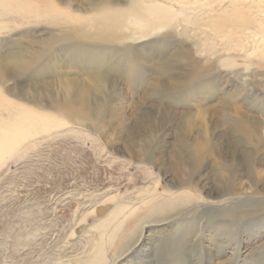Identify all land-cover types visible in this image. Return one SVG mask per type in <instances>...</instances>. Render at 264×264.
I'll return each instance as SVG.
<instances>
[{"label": "rangeland", "instance_id": "obj_1", "mask_svg": "<svg viewBox=\"0 0 264 264\" xmlns=\"http://www.w3.org/2000/svg\"><path fill=\"white\" fill-rule=\"evenodd\" d=\"M155 1L170 7L176 15L174 35L168 29L153 31L133 42L96 45L95 54L105 52L99 46L105 47L113 65L107 70L123 66L125 71L128 61L137 62L135 46L148 61L150 53V57L159 55L164 69L167 61L178 62L180 53L189 52L200 60V73L191 91H182L162 104L153 91L149 92L154 70L139 64V76L132 88L124 81L115 93L105 89L103 99L100 93V100L92 101L98 116L81 122L55 117L51 107L44 109L51 114L48 119L23 118L18 104L32 106L24 95H28L31 78L41 82L36 75L8 83L21 85L19 95L5 92V83H0V138L6 133L4 129L10 130L11 138L10 147L0 153V264H137L140 260L150 264L151 258L156 262L157 251L148 249L146 236L167 222H155L151 215L148 218L150 209L144 207L148 198L135 197L137 191L155 182L173 192L167 198L183 195L191 200V208L208 206L212 224L207 230L209 236H222L227 225L223 216L232 209L250 213L243 223L248 234L240 229L241 221L233 223L227 231L233 234L231 241H225L223 251L214 256L229 258L228 264H256L264 259V202L242 190L218 194L214 188L218 181L216 154L203 160L190 186L171 188L173 158L180 157L178 136L185 120L192 119L193 135H205L217 151L221 144L213 143L214 138L231 139L228 128L220 124L224 119L246 120L252 125L250 132L263 135L264 128L253 126L252 118L264 125V63H258L264 58V0ZM52 4L49 0H0V57L17 59L18 53L38 63L46 60L53 48L52 57L61 73L43 77L47 81L65 76L80 79L84 59L70 61L60 45L48 43L42 47L39 41L60 32L51 19L55 8L73 11L81 6L82 10H74L78 15L93 11L86 0H54ZM218 18L222 26L216 31L213 25L218 24ZM7 51L11 54L6 55ZM34 53L42 60H37ZM2 96L15 104L8 108ZM12 122L18 126H11ZM17 132L18 137L14 135ZM132 136L135 140L151 139L146 153L141 151L142 141L127 146L126 140ZM259 152L264 161V144ZM254 169L264 174V162ZM244 170L239 175L243 189L256 176ZM155 195L165 196L161 188ZM257 210L263 211L252 216ZM204 222L205 218L197 223L198 235L208 228ZM179 234L176 231L172 235L173 244ZM209 251L215 254L220 249L212 245ZM189 259V264H206L205 248L195 244Z\"/></svg>", "mask_w": 264, "mask_h": 264}, {"label": "bare ground", "instance_id": "obj_2", "mask_svg": "<svg viewBox=\"0 0 264 264\" xmlns=\"http://www.w3.org/2000/svg\"><path fill=\"white\" fill-rule=\"evenodd\" d=\"M49 1L51 5H53L52 3H54V0ZM122 1H124V4H121V0H86L87 6L90 7L93 12L85 15H78L75 13L76 10L83 9L81 6H78L77 9H74L75 11H62L61 9L57 8L53 10L54 12L52 13L51 19L55 22L54 25H56L55 27H57L56 29L60 31V34L56 33L54 34V37H51L52 35H50L42 41H39V43L42 47L48 46V43L60 45L64 52H66L65 54H69L70 61L74 62L76 60L80 61L81 59H84V66L80 68V75L82 76L80 79L74 78L77 76L66 77L64 75V78H57L54 81H47L43 77V75L47 73H50L55 77L61 70H58L57 67L59 66L56 65V62L52 57L54 52L53 48H50L49 52L51 55L46 60H42L38 53H34L37 60H42L38 63L36 59L34 61L27 60L18 53L17 59H12L10 56L6 57L5 59L0 57V83H5V92L19 95V89H21V85H13V83L12 86H9L8 83L11 81L17 82V79L29 80L32 77V74L38 76L37 78L39 81H41L39 83L37 81H33L31 78L30 83L27 84L28 95L24 96L29 98L32 106L26 107L24 105L18 104V107L21 110L20 114L23 116V118L25 117L31 119L35 116H40L43 120L48 119L50 118L49 116H51V114L46 113L44 109L46 107H51L55 117L64 118L65 120H81V122L82 120L91 121L93 119L92 117H95V114L98 116V110L95 109L96 106L95 104L93 105L92 101L98 100V94L100 95V93L103 94L100 96V99H103L105 89H109V91L114 90L113 92L115 93L117 87L121 84V82L124 81L126 86L132 88L133 80L139 76V69L136 67L139 64H144L154 70L155 76L151 82L149 88L151 90L149 92L153 91L154 94H151L155 95V97H157L158 100L162 102V104L167 101H172L182 91H191V87H193L191 86L192 82L200 73L197 68L200 64V60L193 57L189 52L180 53V60L178 62L171 60L167 61L168 67L164 69L159 55H153L155 57H150V53L148 56L150 59L148 61L147 58L141 55L135 46L134 49L136 51L137 59L136 64L134 62L128 61L125 71H122L123 66L122 68L120 67L121 69L112 67L111 71L107 70L108 66H113L111 64L112 62H110L111 56L109 50L105 49V47L99 46L98 48L105 50V52L103 51L102 53L96 55V45H112V43L122 44L125 43V41L133 42L141 39L153 31L155 32L163 29H168L171 31L170 34L174 35V32L172 31L174 30L175 26L174 19L176 15L171 11L170 7L163 6L160 3H157L155 0ZM53 7L54 6H52V8ZM219 19L220 18L216 20L218 24L213 25L215 28L213 30H220L219 28H221L222 23L219 22ZM29 48L31 49L30 45ZM8 51L5 52L6 55L11 54V52ZM178 57L179 56L176 55V58ZM258 61L259 64H263L264 58L261 57L258 59ZM62 63H67L68 65L70 62L64 61ZM181 64H184L185 67H180ZM173 65L175 66L170 67ZM30 69L31 74L28 73ZM96 70L97 72H95ZM149 92L147 91L146 94ZM193 92L194 90L192 93ZM1 100L2 103H5L8 108H11L15 104L11 99H7L3 96L1 97ZM46 101L49 103L47 104ZM201 117L203 118V116ZM252 120L253 126L262 128L263 130L264 125L260 120L253 118ZM190 121L187 122L185 120L183 122L181 131L182 134L178 136V144L180 145L179 150L177 151L179 152L180 157H182L173 158L174 161L172 165V174H174V180L172 181L171 188L180 187L182 184H191L192 180L196 177L198 171L197 169L203 165V160L205 158L212 157L213 154H216L217 161H219L220 164L215 166V169H217L218 173V181H215L214 188L217 193H223L224 195L242 190V192L246 191L248 193L258 195L257 197L261 198L264 202V174L254 169L257 164L264 162L262 161L263 157L260 158V155L262 154L259 152V147L263 146L264 144V131L262 133L263 135H259L256 133V131L252 133L248 129L252 125L250 124L249 126L246 123V120L232 118L224 119L220 122V124L228 128L229 133H231V139L228 137L230 140H226L225 137L221 139L220 137L214 138L213 136V143H216L217 141V144H221V149L217 151L212 148L214 145L210 146L207 143V141L204 139L205 135H193L192 123ZM13 123L14 122H12L11 126ZM16 123L17 122L14 124ZM9 131V129H4V132L6 133H3V137L0 138V153L5 148L10 147L11 143H9V141L11 138ZM11 131L14 132L13 130ZM19 131L20 130H18V132ZM18 132L14 134L17 137L20 135ZM14 135H12V137H14ZM137 141H142L143 146L141 151L146 153L147 146L150 144L151 139L141 140L140 138L139 140H135V138L132 136L127 138V146H134ZM128 152L131 154L130 151ZM184 152H186V154ZM244 169H247L249 171L248 173L255 172L256 174L255 179L249 180V183L247 182V187H245V189L242 188L245 186L244 183L241 182L242 180L239 181V175L245 172ZM158 184L159 182H155L153 186L140 190V192L137 191L138 195L135 196L138 199L143 197L148 198V201L144 205L147 210L150 209L149 215H147L148 218L151 215L153 217L150 219L154 220L155 222H162L165 220L167 222L165 223L166 226H161V228L158 229H152L150 232L152 234L150 236H146L148 237L150 244L148 249H150L152 252L155 250L157 251L155 253L157 258L156 262L153 261V258H151V260L148 262H150V264H189V256L193 251V246L198 244L200 247L205 248V255L207 258L206 264H228L229 258L215 257L214 255L219 256L220 252L223 251V248L225 247L226 243L224 242L231 241L230 237L233 234L227 231L233 223L240 224L241 221L240 229L242 232H246L248 234L249 230L246 229V226H244L243 223L250 213H240L235 209H232L223 216V219L226 221L227 225H224L225 230L222 232V236H217L215 233L213 235L211 234L212 236H209L210 234L207 233V230L212 224H210L211 217L209 215L208 206H205L204 204H197L195 207L191 208V200L183 195H177L178 197L174 196L177 198H173L171 196L167 198L168 193L172 194L173 192H170V189H166L165 185L159 186ZM159 188H161L166 197L155 195ZM125 199H127V197ZM133 200L131 197L130 201L132 202ZM122 210L119 211V213H122ZM262 211L263 210H257V212L251 214L252 216L257 217L260 215L259 212ZM135 215L138 216L139 213ZM242 215H244V217H242ZM203 218H205V222L203 224L204 226H208V228L206 227L204 232L198 235L197 223H199ZM168 219H170V221ZM180 219L183 220V222ZM193 220L196 221V224L193 222ZM227 222H229L230 225ZM176 231H178L180 234L176 240V243L173 244L171 239ZM215 232L220 234L221 231L215 228ZM156 243L158 244L157 246L155 245ZM212 245L214 247L217 246L218 250L220 249V251H216L217 253L215 254L211 253L209 249ZM214 249L216 250V248ZM262 253L261 258H264V253ZM256 262V264H264V259L257 260ZM137 264L143 263L140 260L137 262Z\"/></svg>", "mask_w": 264, "mask_h": 264}]
</instances>
